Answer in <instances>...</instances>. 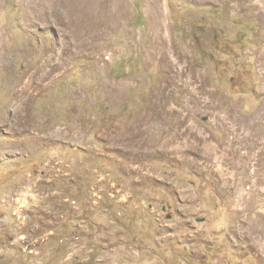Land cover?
I'll return each instance as SVG.
<instances>
[{
  "label": "rangeland",
  "instance_id": "rangeland-1",
  "mask_svg": "<svg viewBox=\"0 0 264 264\" xmlns=\"http://www.w3.org/2000/svg\"><path fill=\"white\" fill-rule=\"evenodd\" d=\"M0 264H264V0H0Z\"/></svg>",
  "mask_w": 264,
  "mask_h": 264
}]
</instances>
